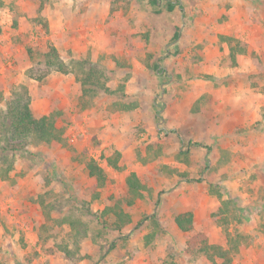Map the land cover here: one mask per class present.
<instances>
[{
  "label": "rangeland",
  "instance_id": "rangeland-1",
  "mask_svg": "<svg viewBox=\"0 0 264 264\" xmlns=\"http://www.w3.org/2000/svg\"><path fill=\"white\" fill-rule=\"evenodd\" d=\"M4 1L1 107L15 91H27L35 116L61 113L65 140L16 155L10 179H0V264H210L202 243L228 249V238L237 235L248 240L232 264H264V0H159V8L148 0ZM168 1L180 6L168 12ZM13 5L19 7L17 26ZM222 36L248 43L239 67L225 66ZM49 43L67 72L38 81L44 73L32 78L30 71H38ZM77 64L82 71L112 72L108 87L123 92L98 94L84 108ZM121 101L137 107L125 111L116 107ZM181 150L190 152L188 165L176 159ZM115 152L122 155L121 171L104 160ZM90 158L109 178L91 205ZM166 166L187 178L161 175ZM132 172L150 194L126 208L133 223L114 232L99 214L112 197L126 194ZM40 196L57 207L53 219L75 213L88 223L80 260L71 263L57 250L68 226L42 228ZM188 212L194 226L185 233L175 218ZM153 216L163 232L146 244Z\"/></svg>",
  "mask_w": 264,
  "mask_h": 264
},
{
  "label": "trees",
  "instance_id": "trees-1",
  "mask_svg": "<svg viewBox=\"0 0 264 264\" xmlns=\"http://www.w3.org/2000/svg\"><path fill=\"white\" fill-rule=\"evenodd\" d=\"M148 2L159 8V0H148ZM167 11L174 12L180 6L178 3H167ZM7 5L4 0H0V9L5 8ZM13 15L14 25L17 26L19 19V7L16 5L10 7ZM160 12V10H158ZM179 39V33L174 35V40ZM221 40L228 46V55L225 58V66L236 68L241 65L242 58L247 55L249 45L245 41L231 36H222ZM76 67L81 70L82 65L77 64ZM35 69L30 71L31 77L34 78V73L43 72L42 77H38V81L43 80L52 71L61 73L67 72V66L61 59L59 51L51 44L48 45V51L44 56V61ZM82 71V70H81ZM80 77L82 87L81 104L84 108L89 105V102L94 99L98 94L104 93L106 95H116L123 92V88L112 90L108 87L111 79L112 72L97 70V68H90L84 71ZM3 98L0 96V179L7 181L10 179L11 174L15 170L16 158L18 154L29 153L30 147H39L41 145L50 146L52 144H62L64 142L65 130L59 126V117L61 113H51L49 115L37 117L35 116L31 107V96L27 91H15L11 98L6 102L5 108L1 107ZM136 102L117 103L116 107L123 108L125 111L134 110L137 105ZM167 134L166 131H159L160 134ZM149 151L152 150L150 146ZM154 151L161 155L160 147ZM121 153L115 152L112 156L105 157V161L109 167L115 171H121L120 166ZM176 159L179 163L188 165L190 163V152L188 150H181ZM85 169L88 176L94 180V183L86 191V194L91 198L90 205L100 199V192L104 189L109 178L102 167V165L94 158H90L85 162ZM161 175H166L168 178L175 176L186 179V173H181L178 169L170 167H162L159 172ZM126 194L119 199L111 198L113 204L106 207L99 214V219L105 222V226L114 232L122 233L125 228L133 223L131 214L126 211V208L133 207L137 201L144 200L145 194H150V189L141 181L137 173L132 172L126 178ZM212 195L217 196L223 200L222 194L216 187L210 190ZM39 204L42 207L45 223L43 229H48L50 223L54 224L57 228L69 227V232L64 241L57 244V250L62 253L65 258L73 263L81 258L82 243L89 237L90 227L82 217L75 213H68L61 219H53L51 213L57 210V207L47 204L43 196L39 197ZM226 202V201H223ZM159 203V201L157 202ZM88 204V205H89ZM230 204V203H229ZM87 214L93 215V211L89 207H85ZM227 208L224 213H228ZM220 219L222 216L217 215ZM111 222L108 224V220ZM226 220V218H225ZM152 224L151 233L145 236L146 244H151L153 240L161 236L163 229L160 227L156 216L149 219ZM175 224L182 232L188 233L192 231L194 226V215L191 212L182 213L176 216ZM232 237V238H231ZM229 240V248L226 249L221 245L209 244L204 241L200 247L202 254L209 260L210 264H232L233 256L238 253L247 242V237L244 235L231 236ZM165 264H177L174 261L166 262Z\"/></svg>",
  "mask_w": 264,
  "mask_h": 264
}]
</instances>
